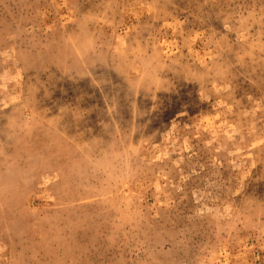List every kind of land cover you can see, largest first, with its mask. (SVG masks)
Here are the masks:
<instances>
[{
	"label": "rangeland",
	"instance_id": "1",
	"mask_svg": "<svg viewBox=\"0 0 264 264\" xmlns=\"http://www.w3.org/2000/svg\"><path fill=\"white\" fill-rule=\"evenodd\" d=\"M0 264H264V0H0Z\"/></svg>",
	"mask_w": 264,
	"mask_h": 264
}]
</instances>
